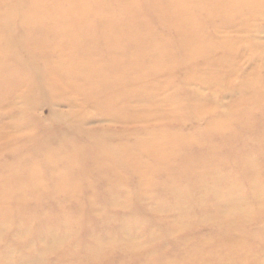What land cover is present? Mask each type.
<instances>
[{
  "label": "rangeland",
  "instance_id": "374dc122",
  "mask_svg": "<svg viewBox=\"0 0 264 264\" xmlns=\"http://www.w3.org/2000/svg\"><path fill=\"white\" fill-rule=\"evenodd\" d=\"M29 4L0 0V72L10 80L30 82L21 89L24 96L8 87L14 97L8 103L0 99V177L10 185L23 182L33 164L46 165V152L51 162L34 172L31 189L11 195L8 213H0V264H264V15L239 33L203 10L213 45L225 36L236 41L239 56L232 72L228 66L215 76L199 77L191 70L199 67L202 56L191 54L189 64L187 48L171 43L183 66H163L162 74L169 77L154 94L158 108L169 102L162 111L170 114L153 112L149 120L131 124L82 103L68 90L51 94L45 82L46 52L24 45L29 37L41 35L37 30L43 25L36 22L23 31ZM89 5L97 6V0ZM43 15L57 18L47 10ZM157 25L158 19L151 17L147 33L158 35ZM48 32L54 33L50 28ZM222 49L219 45L209 54L215 67L227 60L219 54ZM226 114L232 115L223 121ZM71 116H80L76 124L68 123ZM28 132L30 141L19 137ZM174 139L182 140L177 151L165 154L164 162L156 160L152 145ZM68 145L81 149V157L68 159ZM139 145L141 150L136 149ZM94 147L108 150L110 158L124 150L136 162L118 156L115 164L101 158L109 172L100 177L93 171L97 163H87V151ZM34 149L40 152L28 157ZM144 164L149 166L144 172L133 167ZM74 196L83 200L78 203L82 211H74ZM29 200L43 206L45 214ZM77 213L74 219L71 214ZM26 215L41 218L25 230ZM245 241L250 242L247 247Z\"/></svg>",
  "mask_w": 264,
  "mask_h": 264
},
{
  "label": "bare ground",
  "instance_id": "6f19581e",
  "mask_svg": "<svg viewBox=\"0 0 264 264\" xmlns=\"http://www.w3.org/2000/svg\"><path fill=\"white\" fill-rule=\"evenodd\" d=\"M15 1L19 2V0ZM41 1L43 4L34 5L30 0L21 24L25 28L24 32H26V29L27 31L31 30L36 22L43 24L37 30L40 31L41 35L29 37V44L24 45L29 49L31 47L37 50L39 53L46 52L48 62L45 66L48 71H46L45 82L51 94L57 96L61 95L64 90H68L71 96L74 95L80 98L82 103L95 106L96 109L98 108L107 113V116L131 124L149 120L153 112L163 115L165 113V115L170 114L162 111L166 106H169V102L158 108L155 105L154 98L156 95L154 94H157L160 88L164 86L165 77H169L162 74L163 66L172 65L173 68L183 66L180 60L175 59L174 52L171 50V43L187 48L188 54L185 57L190 59L189 64L193 63L191 54L202 56L200 59L203 61L200 62V65H196L199 67L191 70L193 73H197L199 77H203L205 73L209 74L210 77L214 73L224 72L228 66L230 67L228 73L232 72L231 67L234 59L239 56L234 48L236 41L225 36L219 38V44L213 45L214 43L210 39L212 34L207 28L208 21L202 15L203 10L213 14L214 18L211 17L212 19L239 33H245L244 31L250 28L255 17L264 15V0H199V4L196 5L193 0H97L98 7L89 5V2L93 3L95 0ZM60 7L66 9L62 10ZM42 10L57 14V18L51 19L45 15L40 17L39 14ZM104 11L108 12L107 15ZM91 13H93V17H90L89 20L87 17ZM110 13L113 15H110ZM4 15L8 16L7 13ZM151 17L153 20L154 18L158 19L156 27L159 29V34L155 36L147 33ZM139 23H142V25H138ZM48 28L53 30V35L51 33L48 35ZM213 30V32H216L215 28ZM23 39L25 38L17 37L20 42H23ZM182 42H185L186 46ZM39 43L42 46H37L40 45ZM219 45L223 47L219 54L226 55L227 60L223 63L225 65L215 67L216 62H212L211 58L209 60L208 57L209 54L214 55L218 51L217 47ZM24 49L27 50L25 46ZM112 50L113 53H110ZM49 52L54 54L55 57L52 58L51 55H48ZM0 65H2L1 62ZM62 68H65V70H62ZM226 75L228 76V74ZM29 85L28 80H10L7 73L5 75L0 72L1 101L10 102L14 97L12 95H15L12 93L13 90L16 93L19 89L17 94L21 91L20 96H24L21 89L29 87ZM83 98H85V101ZM231 115L226 114L223 121L229 119ZM79 118L80 116H71L68 123L76 124ZM20 124L21 121L17 126L21 127ZM226 128L229 127L226 126ZM30 136V132H28L19 137L28 142ZM148 141L152 140L148 139ZM180 143H182V140L174 139L173 143L166 145H152L154 148L152 154L157 153L156 160L164 162V155L177 151V146ZM67 147L71 149L69 154L66 153L68 159H74L75 156L81 157L78 156L82 153L81 149L69 147V145ZM140 147L142 145L137 146L136 149L141 150ZM38 149L29 152L31 154L27 152V156L33 157V155L40 152ZM90 150L87 151L90 154L87 163L90 167H94L97 163L93 171L98 172L99 176L104 172H109V167L101 162V158H108L112 163H117L120 161L118 160L119 156L127 163L131 160L136 162L134 156L127 155V157L124 150L119 152L120 155L117 156L116 154V158H110L108 150L101 151L97 147ZM178 155H174L177 157L176 159H179ZM45 156L48 162H51V156L47 152ZM97 158H100L98 162ZM48 162L45 166L38 167L33 164L30 177L24 179L23 182L18 181L10 185L7 179L0 177V213H8H6V209L11 203L13 193L23 194L26 188H32L34 172H42L49 166ZM144 165L133 167L135 169L140 168L144 172L149 167L146 166L147 164ZM136 171L141 172L138 169ZM64 181L67 182L68 178ZM21 184L24 185L21 186ZM73 200L77 201L74 211L81 210L78 208V203H82L83 200H75V196L71 201ZM29 201L32 202L33 208L36 207L37 210L43 212L42 214H45L46 211L43 206L40 207V204L36 202L33 205V201ZM112 201L111 199V204ZM115 201L117 200L115 199ZM85 202L87 200L84 201V204ZM60 213L63 215L66 211L62 210ZM71 216L78 219L79 213L76 215L71 214ZM24 217L26 218L24 222L25 230L31 228L41 218L38 215H26ZM50 230L54 229L50 228ZM37 242L42 244L40 240ZM249 243V241H245V247ZM100 246L101 242H99L96 251L99 252ZM195 254L192 258H195ZM198 256H202V253H199ZM179 264H182V262Z\"/></svg>",
  "mask_w": 264,
  "mask_h": 264
}]
</instances>
